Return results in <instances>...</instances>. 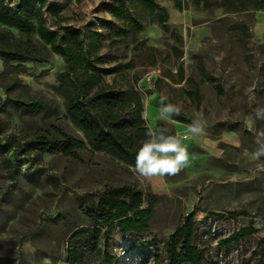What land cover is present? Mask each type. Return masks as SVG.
I'll list each match as a JSON object with an SVG mask.
<instances>
[{
  "label": "rangeland",
  "instance_id": "obj_1",
  "mask_svg": "<svg viewBox=\"0 0 264 264\" xmlns=\"http://www.w3.org/2000/svg\"><path fill=\"white\" fill-rule=\"evenodd\" d=\"M118 1L48 0L42 14L60 36L80 31L89 42L91 34H98L99 73L115 82L114 90L131 82L143 97L148 126L187 135L191 164L177 175L142 181L133 167L103 152L78 150L79 158L41 152L36 144L40 126L56 123L82 135L65 117L59 72L66 71V62L36 30L27 35L13 29L1 47L30 38L49 62L7 64L0 56V264H73L67 261L66 240L92 225L86 211L109 187L126 184L142 190L146 206L154 202L155 215L145 233L123 235L114 229L112 264H154L156 248L166 260L169 235L192 210L208 260L257 264L264 257V171H259L264 157L254 161L251 153L257 147L254 130L264 129V120L256 119L257 110L264 109V11L227 0H157L163 10L157 9L153 20L140 2L125 20L112 13ZM7 2L15 9L18 0ZM166 14L168 31L158 22ZM41 15L33 14L34 23ZM130 20L137 22V31ZM8 30L0 23V34ZM162 95L181 107L187 121L161 117ZM16 97L47 101L48 115L27 110ZM199 112L207 124L203 133L192 135L188 128ZM206 137L219 147L212 150ZM210 210L238 213L219 218ZM252 218L257 233L229 249L219 244ZM153 237L156 245L132 246ZM255 250L259 253L253 256ZM82 264L108 263L86 251Z\"/></svg>",
  "mask_w": 264,
  "mask_h": 264
},
{
  "label": "trees",
  "instance_id": "obj_2",
  "mask_svg": "<svg viewBox=\"0 0 264 264\" xmlns=\"http://www.w3.org/2000/svg\"><path fill=\"white\" fill-rule=\"evenodd\" d=\"M47 1L18 0L16 8L11 9L7 0H0V23L10 29L4 34H0V42L12 37L13 29L27 35L36 30L44 44L52 52L58 53L66 62V71L59 72L61 85L65 92V117L82 135L69 133L56 123L47 127L40 126L36 131L39 134L36 136L37 147L44 153L63 154L73 158L80 157L78 150L89 148L93 152L106 153L127 166L134 167L136 153L147 138L148 125L144 117L143 97L129 81L126 88L114 90L115 82L110 84L99 73L101 70L99 66L101 63L99 56L101 42L98 34H91L90 40L87 42L80 31L60 36L56 29L48 26L42 14V9L46 6ZM227 1L237 4L243 9L254 6L255 9L264 11V0ZM139 2L144 5L152 20L157 9L163 10L157 0H119L112 13L118 18L128 20L131 16L132 6L137 7L136 4ZM177 4L181 9L182 3L177 1ZM33 14H42L36 21L37 23L33 21ZM167 21V14L158 18V22L165 31L170 29V24ZM128 25L134 31L139 29L136 21L130 20ZM10 43L12 44V42ZM10 45L0 46V56L7 64L27 61L49 62V57L41 56L30 38L15 40L11 47ZM152 49L160 52L159 48L155 46H152ZM217 89L219 92L222 91L221 84H217ZM14 100L27 110L48 115L47 101H24L17 97ZM125 117H128L127 120ZM172 118L182 122L187 121L186 117L180 115ZM156 197L157 195H153V200H156ZM208 212L219 218L238 213L233 210H210ZM86 214L91 218L92 225L75 231L71 238L66 240L67 261L73 264H82L86 251H89L103 256L108 264H112L115 258L110 254L109 249L114 229L117 227L123 235L132 232L138 234L147 232L155 215V206L152 201L146 206L142 190L126 184L109 187L105 194L99 198L96 206L90 207ZM196 215L197 211L195 210L189 212L169 235L166 260L158 249H155L154 264H219L218 259L208 260V249L199 245L200 236ZM258 231L256 221L252 218L248 225L242 226L221 239L219 244L229 249L233 243L238 244ZM156 244L157 239L153 237L148 241L134 242L132 246H153ZM262 244H264V238H262ZM258 253L259 251L255 250L253 256ZM49 263L51 262L49 261ZM243 264H250V260ZM257 264H264L262 255Z\"/></svg>",
  "mask_w": 264,
  "mask_h": 264
},
{
  "label": "clouds",
  "instance_id": "obj_3",
  "mask_svg": "<svg viewBox=\"0 0 264 264\" xmlns=\"http://www.w3.org/2000/svg\"><path fill=\"white\" fill-rule=\"evenodd\" d=\"M168 97L161 96L160 115L162 118L171 119L181 114V107L177 104L167 103ZM256 119L264 120V109L256 112ZM207 120L202 112L196 113L188 128L192 135H198L204 132ZM146 139L139 147L133 171L141 180L151 181L153 178H163L174 176L191 164L190 154L184 141L188 136L180 137L178 135L168 134L166 128H157L148 126L146 130ZM256 149L251 153V159L259 161L264 157V129L254 130ZM264 171V168L259 169Z\"/></svg>",
  "mask_w": 264,
  "mask_h": 264
},
{
  "label": "crops",
  "instance_id": "obj_4",
  "mask_svg": "<svg viewBox=\"0 0 264 264\" xmlns=\"http://www.w3.org/2000/svg\"><path fill=\"white\" fill-rule=\"evenodd\" d=\"M206 139H209V140H212L210 143H209V146L212 150H215L216 148H218V142L216 140H213L212 138L210 137H206ZM214 148V149H213Z\"/></svg>",
  "mask_w": 264,
  "mask_h": 264
},
{
  "label": "built area",
  "instance_id": "obj_5",
  "mask_svg": "<svg viewBox=\"0 0 264 264\" xmlns=\"http://www.w3.org/2000/svg\"><path fill=\"white\" fill-rule=\"evenodd\" d=\"M45 264H51V263L47 262V263H45Z\"/></svg>",
  "mask_w": 264,
  "mask_h": 264
}]
</instances>
